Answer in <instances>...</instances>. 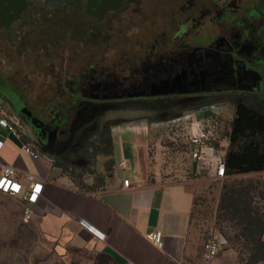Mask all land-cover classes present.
<instances>
[{
	"label": "crops",
	"instance_id": "1",
	"mask_svg": "<svg viewBox=\"0 0 264 264\" xmlns=\"http://www.w3.org/2000/svg\"><path fill=\"white\" fill-rule=\"evenodd\" d=\"M257 63L252 60L251 67ZM262 66L264 69V62ZM250 94L257 105L251 108L264 115V92L255 89ZM127 110L134 117L85 125L77 140L70 136L45 143L27 115L12 109L23 120L24 130L16 136L0 126V170L4 164L15 167L16 177L25 188L28 173L43 181L32 223L39 235L50 242L57 264H202L204 244L212 229H217L221 189L229 179L212 176L192 158V177L151 182L149 151L155 124L142 108ZM104 125L111 128L112 152L98 155L88 165V160L77 153L79 139L87 129ZM191 127L199 133L198 122ZM72 140L74 148L70 152ZM24 143L39 151V155L26 152ZM189 143L191 153L203 149L214 155L223 154L229 140L211 134V138L200 143L190 138ZM217 143L223 150L217 149ZM65 161L75 167L66 169ZM253 175L257 174L245 176ZM124 178L132 179L131 187L123 186ZM5 195L3 213L11 216L15 224L21 223L24 200L20 195ZM81 218L104 231L106 239L99 240L83 227ZM230 224L226 234L217 230L223 244L215 264H249V252L243 249L238 231ZM155 229L163 231L162 247L146 236Z\"/></svg>",
	"mask_w": 264,
	"mask_h": 264
},
{
	"label": "flooded vegetation",
	"instance_id": "2",
	"mask_svg": "<svg viewBox=\"0 0 264 264\" xmlns=\"http://www.w3.org/2000/svg\"><path fill=\"white\" fill-rule=\"evenodd\" d=\"M33 2L26 0V8L10 26L0 24V39L14 42V25L25 18ZM78 2H82L80 12L84 20L104 35L112 17L130 9L140 10L142 0H123L120 8L111 10L98 22L85 16L88 0H55L51 2L54 6L48 3L40 8L53 9L60 16L62 9ZM154 2L149 12V37L138 36L121 43L130 49L134 47V52L122 49L110 65L104 54L100 61L89 62L76 72L71 66L76 57L71 53L74 43L62 37L47 43L43 39L35 44L36 53L30 54H21L13 44H5L10 51L5 55L9 70L5 75L0 72V103L22 112L50 110L43 113L47 120L40 117L47 124L40 130L47 134L48 142L73 136L75 121L96 102L111 100L126 108L150 109L157 99L177 98L182 102L202 99L206 94H228L225 86L231 87L235 82L240 84L239 88L254 86V90L264 92V0ZM106 46L107 42L101 43L104 52ZM252 60L258 62L255 68L251 67ZM211 78L218 79L219 85L205 89V80ZM41 86L47 92L51 90L42 101ZM203 108V104H198L191 109ZM187 109L190 107L183 111ZM57 110L61 112L56 113ZM66 111H71L69 121L62 124ZM73 111L79 116L73 118Z\"/></svg>",
	"mask_w": 264,
	"mask_h": 264
},
{
	"label": "rangeland",
	"instance_id": "3",
	"mask_svg": "<svg viewBox=\"0 0 264 264\" xmlns=\"http://www.w3.org/2000/svg\"><path fill=\"white\" fill-rule=\"evenodd\" d=\"M53 1L55 0H34L36 5L32 4L26 12L25 18L17 21L14 25V36L16 37L14 42H8L6 38L0 39V72L2 75H5V71L9 70V63L5 57L10 52L5 46L7 43L13 44L19 53L28 54L29 52L36 53L37 47L35 44L41 43L43 39L46 40L45 43L57 37L70 40L74 43L71 53L76 56L74 57L75 62L71 63V66L75 67L76 72H79L89 62L100 61V57L103 58L102 55L104 54H106L105 62L110 65L113 60L119 58L122 49L127 53L129 51L134 52V47L130 49V46H123L121 43L138 36L147 38L151 33L152 18L149 17V12L155 6L154 0H142L140 10L130 9L112 17L106 24L104 35L101 34L98 27L90 25L84 20L80 12V7H83L82 2L62 9V14L59 16L53 9L40 8V5ZM86 15L91 20L96 18L85 13ZM102 42H107L105 52L101 47ZM218 85L219 80L211 78L205 80L204 88L214 89ZM239 85L238 82H235L231 84V87L225 86L224 90L228 91V94H206L202 99H188L182 102H178L177 98L157 99L155 105L149 106L152 108H142L155 124L151 130L153 138L149 151L151 167V177L149 179L151 182L179 181L192 177L190 171L193 163L189 143V134L193 132L191 130L192 123H196V125L197 122L199 123V134L209 138L213 134L223 140L230 130L236 103L241 100L250 107L257 106L255 98L250 94L251 90H254V86L239 88ZM36 90L38 91V89ZM39 91H41L40 94H43L40 101L48 93L51 94V90L47 92L44 87ZM236 94H239L240 97H237ZM11 101H13L12 98ZM101 102H96L91 109L85 110L75 121L73 128L74 140L75 138L77 140L78 134L84 130L85 125L88 126L110 119L131 118L135 115L126 107H123L120 102L111 100ZM198 104H203L204 108L200 111L191 109ZM189 107L190 109L183 111V109ZM16 111L19 112L20 110ZM36 111H39L37 113L40 114V117L48 119L43 114L44 111ZM77 115L79 116L78 113L72 112L73 118ZM26 118L35 126L37 136H42L46 143L47 134L40 130L42 125L29 116H26ZM65 137L62 138L65 139ZM73 145L74 141L72 140L69 147L70 152L74 148ZM240 178H244L246 181H260L261 185L264 182V174L251 177L239 176ZM5 196L8 195L0 192V264H57V259L53 258L51 252L50 242L39 235L32 220L15 224L12 222L11 216L3 213L2 198ZM229 224L228 221L217 219L215 228L226 234L229 231Z\"/></svg>",
	"mask_w": 264,
	"mask_h": 264
},
{
	"label": "trees",
	"instance_id": "4",
	"mask_svg": "<svg viewBox=\"0 0 264 264\" xmlns=\"http://www.w3.org/2000/svg\"><path fill=\"white\" fill-rule=\"evenodd\" d=\"M36 112L39 111L23 110L24 114L46 126ZM69 112L71 111H66L62 116V124L69 121ZM226 135L229 144L223 152L226 162L225 177L229 182L222 190L218 219L232 223L238 231L237 237L242 242L243 249L249 252L248 263L257 264L264 261V182L261 185L260 181H246L244 178L239 179V176L264 173V115L241 101L237 102L230 130ZM215 145L217 149L223 150L218 143ZM111 152L112 132L109 125L90 128L79 139L77 153L88 160V165L98 155H110ZM63 164L66 169L75 167L67 161Z\"/></svg>",
	"mask_w": 264,
	"mask_h": 264
},
{
	"label": "built area",
	"instance_id": "5",
	"mask_svg": "<svg viewBox=\"0 0 264 264\" xmlns=\"http://www.w3.org/2000/svg\"><path fill=\"white\" fill-rule=\"evenodd\" d=\"M0 126L7 128L16 136H20L24 130V124L21 117L1 103ZM189 136L194 143H200L207 138L199 133L194 132L190 133ZM1 145L2 144L0 142V149ZM23 149L34 157H37L40 153L39 151L34 150L33 147L28 143L23 144ZM191 155L194 160L201 163L202 167L208 169L212 176L217 178L225 177L226 162L224 153L208 155L206 151L200 149L198 151H193ZM121 165L125 166V161H122ZM16 175L17 170L15 167L7 164L2 165L0 170V192L9 195H20L22 197L24 200L23 221L28 222L35 216L34 206L39 201L44 183L36 174L28 173V186L25 188ZM132 183V179L130 178H124L123 180V186L125 188L131 187ZM79 222L83 227L92 232L99 240L106 239L105 232L92 225L86 218H81ZM146 236L157 246H163L164 242L162 230H151L146 234ZM222 244V236L218 233L217 229H212L211 236L204 244L202 264H215Z\"/></svg>",
	"mask_w": 264,
	"mask_h": 264
},
{
	"label": "water",
	"instance_id": "6",
	"mask_svg": "<svg viewBox=\"0 0 264 264\" xmlns=\"http://www.w3.org/2000/svg\"><path fill=\"white\" fill-rule=\"evenodd\" d=\"M123 0H88L86 14L91 15V21L106 16L111 10H116L122 6ZM26 8V0H0V24L10 26L11 22L19 18ZM88 18V16L86 15ZM89 19V18H88ZM259 75L258 71H255Z\"/></svg>",
	"mask_w": 264,
	"mask_h": 264
}]
</instances>
